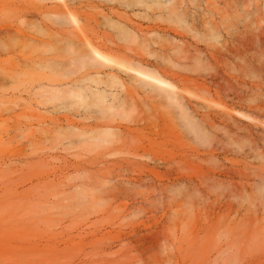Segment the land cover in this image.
<instances>
[{"label":"rangeland","instance_id":"374dc122","mask_svg":"<svg viewBox=\"0 0 264 264\" xmlns=\"http://www.w3.org/2000/svg\"><path fill=\"white\" fill-rule=\"evenodd\" d=\"M0 264H264V0H0Z\"/></svg>","mask_w":264,"mask_h":264},{"label":"bare ground","instance_id":"6f19581e","mask_svg":"<svg viewBox=\"0 0 264 264\" xmlns=\"http://www.w3.org/2000/svg\"><path fill=\"white\" fill-rule=\"evenodd\" d=\"M138 1H140V0H138Z\"/></svg>","mask_w":264,"mask_h":264}]
</instances>
